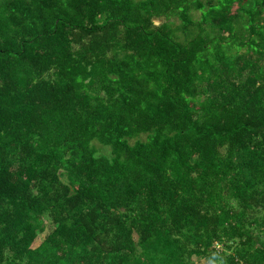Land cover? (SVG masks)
I'll list each match as a JSON object with an SVG mask.
<instances>
[{
    "label": "trees",
    "instance_id": "obj_1",
    "mask_svg": "<svg viewBox=\"0 0 264 264\" xmlns=\"http://www.w3.org/2000/svg\"><path fill=\"white\" fill-rule=\"evenodd\" d=\"M201 262L264 264V0H0V264Z\"/></svg>",
    "mask_w": 264,
    "mask_h": 264
},
{
    "label": "rangeland",
    "instance_id": "obj_2",
    "mask_svg": "<svg viewBox=\"0 0 264 264\" xmlns=\"http://www.w3.org/2000/svg\"><path fill=\"white\" fill-rule=\"evenodd\" d=\"M173 23L174 24H177V20L176 19H173ZM174 26V25H173ZM94 143V145H95V147H96V149H97V153H98V155H106V156H108L109 155V148H106V147H103V146H101V145H99L98 143H96V142H93ZM42 239V236H40L39 237V239H38V241L35 243V245H37L38 244V242L40 241ZM201 264H205V263H202L201 262Z\"/></svg>",
    "mask_w": 264,
    "mask_h": 264
}]
</instances>
